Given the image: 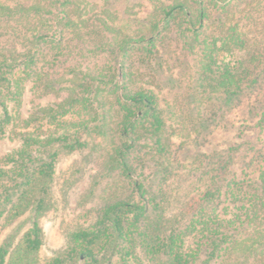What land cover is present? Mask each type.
<instances>
[{
	"label": "trees",
	"instance_id": "obj_1",
	"mask_svg": "<svg viewBox=\"0 0 264 264\" xmlns=\"http://www.w3.org/2000/svg\"><path fill=\"white\" fill-rule=\"evenodd\" d=\"M1 136L0 222L29 226L0 264H264V0H0ZM96 161L98 204L42 259Z\"/></svg>",
	"mask_w": 264,
	"mask_h": 264
},
{
	"label": "rangeland",
	"instance_id": "obj_2",
	"mask_svg": "<svg viewBox=\"0 0 264 264\" xmlns=\"http://www.w3.org/2000/svg\"><path fill=\"white\" fill-rule=\"evenodd\" d=\"M137 1V0H135ZM165 76V74H162ZM162 77V76H161ZM119 79V77H118ZM32 93V92H29ZM167 100L169 99V103H173L171 97V93H167ZM32 94H29L27 102H25V106L23 107L25 110L30 108L33 104L32 102ZM35 99V98H33ZM50 97H44L41 99V102L50 100ZM37 102H40L36 99ZM245 106V105H244ZM246 110L245 107H241ZM237 109L232 112L229 118L234 121L236 126L240 122L239 119L242 116L243 118V110ZM176 110V108H175ZM26 112V111H24ZM246 114V113H245ZM235 130V129H234ZM234 130L230 131L233 132ZM257 129H254L251 133L253 136L256 133ZM230 132L228 134H230ZM227 136V132L222 129L216 130L213 135L210 137V145L218 142H222ZM19 145L18 141L11 140L7 136L0 137V157L7 154L9 151L13 150V148ZM81 154L79 152H71L64 153L57 158V163L55 165V172L59 179L67 178L68 176H72L73 170L77 169L78 166H81ZM99 169L98 162L89 163L87 165L86 171H84L83 175L74 182L73 186L69 188L67 195V206L64 210L55 212H46L45 215L40 217L39 222L43 232V244L40 249V255L42 259H46L53 255L65 242V233L64 226L65 224H71L75 221H79L83 218L87 209L93 205L98 204L99 198L93 197L91 200H84L83 196L88 191L90 187V183L93 180L92 176L97 174ZM83 198V199H82ZM21 223V224H20ZM29 226V223L25 220H14L13 222L6 224L4 222H0V243L5 242L6 240L12 241L17 240L21 233H23Z\"/></svg>",
	"mask_w": 264,
	"mask_h": 264
}]
</instances>
